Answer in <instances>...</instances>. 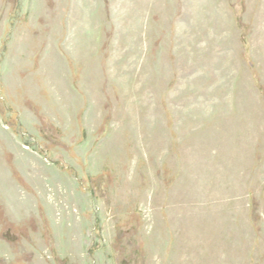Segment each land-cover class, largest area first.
I'll return each mask as SVG.
<instances>
[{"label":"rangeland","instance_id":"374dc122","mask_svg":"<svg viewBox=\"0 0 264 264\" xmlns=\"http://www.w3.org/2000/svg\"><path fill=\"white\" fill-rule=\"evenodd\" d=\"M0 264H264V0H0Z\"/></svg>","mask_w":264,"mask_h":264}]
</instances>
